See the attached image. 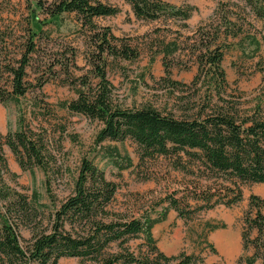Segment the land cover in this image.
Returning a JSON list of instances; mask_svg holds the SVG:
<instances>
[{
	"label": "trees",
	"instance_id": "trees-1",
	"mask_svg": "<svg viewBox=\"0 0 264 264\" xmlns=\"http://www.w3.org/2000/svg\"><path fill=\"white\" fill-rule=\"evenodd\" d=\"M37 9L48 19H40L36 9L30 13V26L24 50L14 64L9 63L10 90L1 91L0 102L11 100L17 105L31 89H40L46 82L38 80L31 84L26 80L27 69L33 66L41 42L43 25L58 23L64 13H74L90 33L88 35L89 69L83 75L69 74L67 84L76 93L72 100L59 103L70 113L82 114L101 124L95 145L104 150L118 170L133 165L128 155H122L117 147L106 148V141L121 142L131 139L137 144L139 162L166 159L171 168L187 180L183 191L159 199L150 210L168 203L160 214L153 218L149 210L135 215L109 207L117 195V183L107 179L104 169L83 157L78 168L73 193L55 210L51 225L39 228L38 208L40 197L36 191L32 196L10 191L4 181L10 173L4 145L9 146L22 169L34 173V166L42 168L47 176L48 194L54 198L49 184V166L54 159L43 138L33 129L25 128L26 121L19 118L20 129L3 136L0 132V264H59L60 259L76 257L81 264H195L191 255L170 257L161 252L153 236L155 224L166 219L168 208L179 217L191 219L196 213L224 205L233 207L243 199L241 186L247 183H264V115L258 104L252 113H239L223 96L227 81L222 67L224 49L220 38L248 39L254 47L250 56H255L261 47L260 41L245 31L239 16H226L225 29H217L210 37L201 33L202 48L195 53L198 74L195 81L209 79L208 101L197 115H176L153 106L124 108L115 102L114 85L108 77L109 58L133 61L140 57L137 46L128 38H120L108 27L99 28L97 17L114 16L120 12L116 6L100 0H58L46 3L34 0ZM136 18L157 20L161 17L187 20L193 8L177 7L164 0H127ZM250 12L264 20V0H243ZM199 32V31H198ZM252 34V35H251ZM196 41V40H194ZM179 41L162 43L168 81L176 87L181 82L170 78L167 57L180 50ZM245 50V49H244ZM75 52H72V59ZM75 65V62L72 61ZM69 65V64H67ZM264 71V65H263ZM174 86V87H175ZM146 178H151L148 175ZM183 186V184H182ZM175 192V191H174ZM16 202L18 205H16ZM13 204V205H12ZM18 208L24 226L31 228L29 240L19 233V220L12 215V207ZM18 206V207H17ZM264 199L257 195L250 198V209L244 217L243 246L253 248L254 254L245 257L246 264H264ZM40 222V221H39ZM67 226L70 228L68 229ZM210 226L215 230L218 226ZM257 231V235H251ZM144 238L139 253L128 245L133 238ZM116 245L117 250L112 251ZM146 247V250L143 249Z\"/></svg>",
	"mask_w": 264,
	"mask_h": 264
},
{
	"label": "rangeland",
	"instance_id": "rangeland-1",
	"mask_svg": "<svg viewBox=\"0 0 264 264\" xmlns=\"http://www.w3.org/2000/svg\"><path fill=\"white\" fill-rule=\"evenodd\" d=\"M43 1L51 3L58 0ZM100 1L118 7L120 12L114 16L95 18L98 27H108L117 37L129 38L140 51V57L133 61L109 58L108 77L114 85L116 103L124 108L149 105L179 116L197 115L204 107L209 112L206 105L210 80L201 78L195 81L199 67L195 53L202 48L200 34L212 37L217 29L224 31L225 17L232 15L239 16L244 30L254 33L261 47L255 56H250L254 48L248 39L250 34L242 41L240 39L244 35L220 38L218 43L224 49L222 67L227 81L223 96L239 113H252L259 104L260 112L264 115V20L256 18L243 0H164L177 7L193 8L187 20L168 17L139 19L127 0ZM33 9H36L40 19L46 18L36 8L34 0H0L1 91L10 90L11 74L7 67L11 61L15 64L24 50L23 45L31 30L29 15ZM59 19L58 23L43 25L39 50L33 66L27 69L26 80L31 84L46 78L47 82L40 89L33 86L21 98L19 105L11 100H6L4 104L0 102V132L3 136L20 129L19 118L22 117L27 124L25 128L33 129L46 142L54 158L48 174L54 198L48 194L44 170L34 166L32 174L30 170L22 169L7 145H4V153L10 173L5 175L4 181L12 192L17 191L28 197L32 196L33 191L38 193L39 203L43 206L38 208L36 226L49 227L55 210L73 193L81 160L87 157L104 169L107 179L117 183V195L109 207L111 210L135 215L149 210L155 218L169 204L163 203L153 210H150L151 206L172 193L177 192L179 197L186 194L182 189L187 178L174 171L166 159L148 160L141 166L137 165V144L129 138L121 142L103 143L106 148L117 147L122 155L131 158L133 165L130 168L118 170L111 158L106 156L107 152L95 145L101 124L60 107L61 101L76 97L73 88L67 84L69 74L83 75L89 69L86 58L90 33L74 13H64ZM173 40L179 41L180 50L166 60L170 78L181 82L177 87L168 81L166 64L159 52L162 43ZM73 51L75 57L72 61L75 65L70 61ZM148 175L151 178H146ZM241 189L243 199L237 205L230 208L214 206L196 213L189 220L168 208L166 219L155 224L152 230L158 249L170 257L191 255L195 264H246L245 257L253 255L254 249H244L243 216L250 209L252 195L264 199V183L243 184ZM0 209H4L1 202ZM12 215L20 221L19 233L22 238L29 240L31 228L22 224L15 206L12 207ZM208 225L218 228L210 230ZM256 235L257 231H254L251 237ZM224 238L232 241L229 247ZM144 241L143 237L133 238L128 245L139 253ZM143 249L146 250V247ZM111 250L116 251V245ZM59 264H81V260L65 257L60 259ZM256 264H261V261Z\"/></svg>",
	"mask_w": 264,
	"mask_h": 264
},
{
	"label": "bare ground",
	"instance_id": "bare-ground-1",
	"mask_svg": "<svg viewBox=\"0 0 264 264\" xmlns=\"http://www.w3.org/2000/svg\"><path fill=\"white\" fill-rule=\"evenodd\" d=\"M224 242L226 243V245H228V244H231L232 241H230V239H228V238H224ZM228 247H229V245H228Z\"/></svg>",
	"mask_w": 264,
	"mask_h": 264
}]
</instances>
